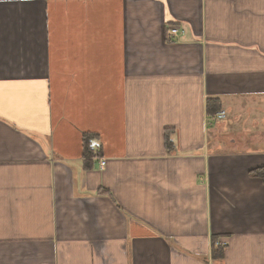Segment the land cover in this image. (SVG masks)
I'll list each match as a JSON object with an SVG mask.
<instances>
[{
	"label": "crops",
	"instance_id": "obj_1",
	"mask_svg": "<svg viewBox=\"0 0 264 264\" xmlns=\"http://www.w3.org/2000/svg\"><path fill=\"white\" fill-rule=\"evenodd\" d=\"M246 96L264 0H0V264H264Z\"/></svg>",
	"mask_w": 264,
	"mask_h": 264
},
{
	"label": "rangeland",
	"instance_id": "obj_2",
	"mask_svg": "<svg viewBox=\"0 0 264 264\" xmlns=\"http://www.w3.org/2000/svg\"><path fill=\"white\" fill-rule=\"evenodd\" d=\"M231 100L233 99L231 98ZM242 100L245 105L241 108H234V110L230 108L224 119H210L211 124L207 127L208 134L211 135L209 139L212 140L217 134V138H224L228 143L233 135L236 142L231 148L237 150L262 149L264 144V109L257 108V96L242 97ZM260 105L264 107L263 104ZM218 122L225 124L214 125ZM212 144L223 148V139L215 140Z\"/></svg>",
	"mask_w": 264,
	"mask_h": 264
},
{
	"label": "trees",
	"instance_id": "obj_3",
	"mask_svg": "<svg viewBox=\"0 0 264 264\" xmlns=\"http://www.w3.org/2000/svg\"><path fill=\"white\" fill-rule=\"evenodd\" d=\"M205 108H206V112L208 115H212L214 116L216 114V112L218 111L219 107H218V101L217 99H214V98H207L206 100V104H205ZM166 146L169 147L170 149V145L168 146V141L166 142ZM83 149L85 150V152L87 151V147L84 145ZM88 157H91V156H88ZM84 166L85 167H88V164L87 163H84ZM249 174L252 176V177H255V178H258L260 180L261 183L264 184V164L259 166V167H256V168H253L252 170L249 171ZM213 246V247H212ZM211 256L213 258H219L221 257L222 255V248L223 247H214V241L212 240L211 242Z\"/></svg>",
	"mask_w": 264,
	"mask_h": 264
},
{
	"label": "built area",
	"instance_id": "obj_4",
	"mask_svg": "<svg viewBox=\"0 0 264 264\" xmlns=\"http://www.w3.org/2000/svg\"><path fill=\"white\" fill-rule=\"evenodd\" d=\"M177 32H178L177 27H173V28L170 29V33H171V35H175ZM224 115H225V112H224L223 110L218 111V112L216 113V117H217L218 119L223 118ZM104 164H105L104 161H100V166H101V168L104 166ZM216 245H219V246H220L219 243H216Z\"/></svg>",
	"mask_w": 264,
	"mask_h": 264
}]
</instances>
